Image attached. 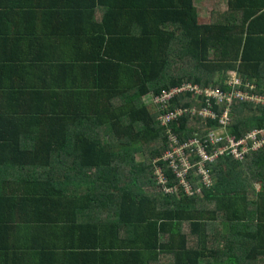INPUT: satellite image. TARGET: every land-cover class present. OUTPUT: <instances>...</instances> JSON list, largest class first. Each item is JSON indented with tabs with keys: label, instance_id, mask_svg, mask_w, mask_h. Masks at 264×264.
Listing matches in <instances>:
<instances>
[{
	"label": "trees",
	"instance_id": "obj_1",
	"mask_svg": "<svg viewBox=\"0 0 264 264\" xmlns=\"http://www.w3.org/2000/svg\"><path fill=\"white\" fill-rule=\"evenodd\" d=\"M238 2L200 25L193 0H0V264H264V145L206 163L211 186L193 167L187 193L169 130L225 140L151 101L184 83L264 96V0ZM231 114L237 139L264 127V106Z\"/></svg>",
	"mask_w": 264,
	"mask_h": 264
},
{
	"label": "built area",
	"instance_id": "obj_2",
	"mask_svg": "<svg viewBox=\"0 0 264 264\" xmlns=\"http://www.w3.org/2000/svg\"><path fill=\"white\" fill-rule=\"evenodd\" d=\"M229 84L232 86L239 84V80L235 75L231 76ZM181 93H190L196 97L203 95L206 98L207 106L189 109L181 107L169 110L167 106H169L171 100ZM210 99L215 100V105L224 106L220 114L213 110ZM234 101H246L253 105L264 106V96L261 95L249 94L240 90L227 94L214 88L201 89L198 85L192 83H184L180 87L163 91L160 95L154 97V102L160 106L159 108L165 110L160 118L162 125L170 128L171 123L180 119L184 114L189 113L191 116L198 114L204 120L217 121L219 125L218 130H210L208 133V141L211 145H216L218 142L225 140V143L217 146L213 153H208L205 150V145L199 139L190 138L180 142L175 132H171L172 129L170 128L168 136L170 149L165 151L161 159L169 163V166L179 178V184L185 188L187 193H192L193 186L189 180V174L193 167H196L194 170L195 174L202 176L201 182L204 185L211 186L212 177H210L206 168V163L213 162L219 156L224 155H230L236 160H242L249 151H254L264 145V127L254 129L238 139L227 133V128L231 124V105ZM221 133L226 134L220 135ZM196 156L198 160L193 163L191 158ZM156 172L160 183L166 186L168 179L164 174L163 167L158 166ZM167 190L175 191L171 187H168Z\"/></svg>",
	"mask_w": 264,
	"mask_h": 264
},
{
	"label": "crops",
	"instance_id": "obj_3",
	"mask_svg": "<svg viewBox=\"0 0 264 264\" xmlns=\"http://www.w3.org/2000/svg\"><path fill=\"white\" fill-rule=\"evenodd\" d=\"M238 3V0H193L200 25H209L213 20L221 22L226 16L234 15L231 12L238 9Z\"/></svg>",
	"mask_w": 264,
	"mask_h": 264
},
{
	"label": "rangeland",
	"instance_id": "obj_4",
	"mask_svg": "<svg viewBox=\"0 0 264 264\" xmlns=\"http://www.w3.org/2000/svg\"><path fill=\"white\" fill-rule=\"evenodd\" d=\"M151 101L154 102V100L152 99ZM226 133H221L220 135H225ZM197 191H200V189H198Z\"/></svg>",
	"mask_w": 264,
	"mask_h": 264
}]
</instances>
